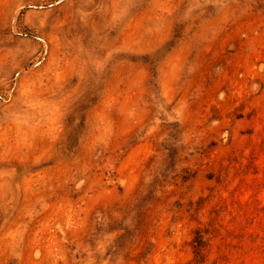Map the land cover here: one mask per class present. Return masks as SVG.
Here are the masks:
<instances>
[{
	"label": "rangeland",
	"instance_id": "obj_1",
	"mask_svg": "<svg viewBox=\"0 0 264 264\" xmlns=\"http://www.w3.org/2000/svg\"><path fill=\"white\" fill-rule=\"evenodd\" d=\"M0 264H264V0H0Z\"/></svg>",
	"mask_w": 264,
	"mask_h": 264
},
{
	"label": "trees",
	"instance_id": "obj_2",
	"mask_svg": "<svg viewBox=\"0 0 264 264\" xmlns=\"http://www.w3.org/2000/svg\"><path fill=\"white\" fill-rule=\"evenodd\" d=\"M69 136L72 137L73 135H75V131L70 128L69 129ZM195 244H194V247H195V253L196 254H199L200 253V248H201V243H202V240L201 238L198 236L195 240H194Z\"/></svg>",
	"mask_w": 264,
	"mask_h": 264
}]
</instances>
